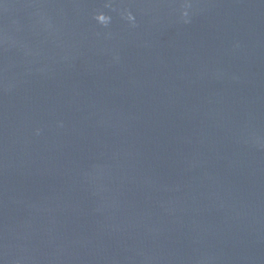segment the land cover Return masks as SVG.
Returning a JSON list of instances; mask_svg holds the SVG:
<instances>
[{
    "label": "water",
    "instance_id": "obj_1",
    "mask_svg": "<svg viewBox=\"0 0 264 264\" xmlns=\"http://www.w3.org/2000/svg\"><path fill=\"white\" fill-rule=\"evenodd\" d=\"M0 264H264V0H0Z\"/></svg>",
    "mask_w": 264,
    "mask_h": 264
}]
</instances>
